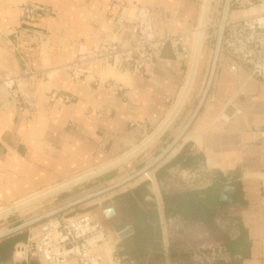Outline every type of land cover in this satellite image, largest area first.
Segmentation results:
<instances>
[{"label": "crops", "instance_id": "crops-1", "mask_svg": "<svg viewBox=\"0 0 264 264\" xmlns=\"http://www.w3.org/2000/svg\"><path fill=\"white\" fill-rule=\"evenodd\" d=\"M24 2L51 13L39 24L25 23L19 16ZM139 5L174 12L178 30L199 20L196 33L207 0H0V209L123 159L173 114L191 59L177 58L171 45L141 72L96 66L75 82L63 68L77 58V44H98L94 20L105 27L123 13L132 19ZM8 72L17 95L3 83ZM187 100L146 150L167 146L179 134L193 113ZM139 155L95 176L97 181H120L156 158L136 162ZM213 180L212 188L196 194ZM113 193L110 202L89 201L81 208L94 206L100 219L104 209L115 208V218L105 222L110 237L101 251L108 261L118 247L136 264H200L195 252L217 243L229 259L207 264H264V84L243 67L218 66L207 100L179 145ZM127 228L133 233L121 239Z\"/></svg>", "mask_w": 264, "mask_h": 264}, {"label": "built area", "instance_id": "built-area-1", "mask_svg": "<svg viewBox=\"0 0 264 264\" xmlns=\"http://www.w3.org/2000/svg\"><path fill=\"white\" fill-rule=\"evenodd\" d=\"M50 13L49 7L38 3L24 2L19 6L20 19L28 24H39ZM175 15L139 5L134 7L132 19L128 13H123L115 24L105 27L94 20L98 44L90 49L77 44V58L63 68L75 82L93 74L96 66L101 70L110 67L116 71L128 68L141 72L167 45L172 46L177 58L184 60L190 50L191 31L176 29ZM220 57L221 68L237 71L243 67L251 78L264 84V0H232ZM3 83L17 95L18 89L11 79L5 78ZM211 100L214 101V97ZM66 215L60 214L40 223L37 236L17 245L14 257L24 264L33 261L39 264H136L134 258L115 251L106 263L101 253L110 237L105 222L115 218L107 217L106 209L102 211V219L87 212ZM218 247V251L198 250L193 258L200 264L228 261L229 253L224 247Z\"/></svg>", "mask_w": 264, "mask_h": 264}, {"label": "rangeland", "instance_id": "rangeland-1", "mask_svg": "<svg viewBox=\"0 0 264 264\" xmlns=\"http://www.w3.org/2000/svg\"><path fill=\"white\" fill-rule=\"evenodd\" d=\"M223 4H224V0H212L210 11H209V18L205 22L206 27L205 28L203 27V22H202V24L199 27L200 31H198L200 34L197 35V32L194 33L195 35H194L193 50L195 48L194 44L196 43V40L198 39L200 41L201 36H202L203 44L201 42L202 51H201V58H199V71L197 70L198 74H197V76H195V79H196L195 85L193 83L194 86H192V88L193 87L194 88H193V90L191 88V91H190L191 95L189 93V96H188L189 99L187 98L188 99L187 100V103H188L187 106H189L190 103H192V106H193L189 109V111H188L189 113L193 112L194 107L196 106V103L198 102L199 98L201 97V94L204 90V87H205V84H206V81L208 78V74H209V70H210V66H211V62H212V58H213V53H214V49H215V45H216V39H217L218 29H219V25H220V17H221V13H222ZM201 7H202V3H200V8ZM198 23H199V20L193 27L187 28V29H185V31L195 32V29L197 28ZM187 60H188V57H186L183 61L186 62ZM219 61H220V59H219ZM221 61H222V57H221ZM218 66H219V63H218ZM150 138L148 140H150ZM165 146H166V144H162V145L160 144L158 147H153V148L151 147L148 150L145 149L146 151L143 150L145 152L142 151L143 153H141V155H139L140 153L138 154L139 157H137L138 159L136 160V162H139V161L141 162V159H143L145 156L148 157L147 161H150L151 159H153V157H156V155ZM153 151H154V153H152L151 154L152 156H150L149 154ZM136 156H134V157H136ZM134 157H132V158H134ZM109 174L110 173H108L107 176H109ZM195 174L197 175V173H195ZM118 178L106 180V182H103V183H99L100 180L97 181L98 178H96V177H92L90 179L79 181L78 183H76L72 187L61 190V191L57 192L56 194L51 195V196L33 204V205H31L28 208L12 212V213L8 214L7 216L1 218L0 219V232H3L7 229L15 227V226H17L23 222H26L30 219H33L39 215H42V214L47 213L49 211H52V210H54V209H56V208H58L64 204L71 202V201H74V200H76V199H78V198H80L86 194H90L92 192H96V191L101 190L105 187H108V186L116 183V181L118 182V180H119ZM196 178H198V177H196ZM57 188H59V187H57ZM52 190H54V189H52ZM50 191H48V192H50ZM42 193L46 194L47 192L45 191ZM113 194H115V193L110 192L109 195L106 194L102 197L94 199L95 201H90V202L91 203L92 202H99L101 204L107 203L108 201L110 202L111 199H108V198H112ZM24 203H26V202H24ZM91 203H89V204H91ZM84 206L85 205H82L81 207H79V206L75 207L74 209L67 211L65 213H62V214H67L66 216H73L76 213H86V212L89 214L90 213L93 214L92 209L94 208V206L86 207L85 209H81V208H84ZM13 207H16V206L12 205V206H9L7 208L0 209V213L2 211L7 212L10 208H13ZM38 230H39V224H37L31 228H28V229L22 231L21 233H18V234H24L26 238H25V241L19 242L17 245H19L21 243H26L28 238L36 237L38 234ZM118 233L119 232H117V234H115L116 238L118 237ZM18 234H16V235H18ZM137 239H138V237L136 238V241H137ZM17 245H16V247H17ZM132 246H133V248L138 247V245L134 246V244ZM218 246H219V244L215 243L212 245V249L215 251H218V248H219ZM16 247H15V250H16ZM15 250H14V253H13L11 260L6 262V263H1V264H24V263L19 262L14 257ZM202 250H204V249H202ZM117 252L119 254H122L121 252H123V251H121V249L117 247ZM107 262H108V260H106V263ZM212 262H215V260H212ZM31 264H39V263L36 261H33Z\"/></svg>", "mask_w": 264, "mask_h": 264}, {"label": "water", "instance_id": "water-1", "mask_svg": "<svg viewBox=\"0 0 264 264\" xmlns=\"http://www.w3.org/2000/svg\"><path fill=\"white\" fill-rule=\"evenodd\" d=\"M231 3H232V0H224L222 13H221V17H220V25H219L217 39H216V45H215V49H214V53H213V58H212L208 78H207L204 90L201 94V97L199 98L198 103H197L193 113L191 114L190 118L188 119V121L186 122L184 127L181 129L179 134L166 146V148L156 158H154L149 164H147L145 167H143L142 169H140L136 173H134V174H132V175L108 186V187H105V188L98 190L96 192H92L90 194L82 196V197H80L74 201L68 202V203H66V204H64V205H62V206H60V207H58L52 211H49V212L44 213L42 215H39L33 219H30L26 222L21 223L15 227H12V228L7 229L3 232H0V241L3 239H6V238L12 237L18 233H21L22 231H24L28 228H31L37 224H40L47 219H50L54 216L65 213L67 211H70V210L74 209L75 207H78V206H80L86 202H89L93 199L102 197L106 194H109L110 192H114V191L118 190L119 188H122V187L128 185L129 183H132L133 181H135L136 179H138L142 175H144L147 172L154 169L160 162L163 161L164 158H166L176 148V146L179 145L180 141L186 135L189 128L191 127V125L195 121L196 117L201 112V109H202L203 105L205 104L207 97L210 93V90L212 88L214 78H215V75H216V72L218 69L222 39H223V35H224V27H225V23H226L229 15H230V11H231ZM8 74H9V78L12 79L13 78L12 73L8 72ZM173 119L169 122L168 126L171 124ZM168 126L166 127V129L168 128ZM124 161H125V159L121 160L120 163H123ZM112 166L114 167V165H112ZM112 166L107 167V169H105V170L111 169ZM106 210H107V217L113 218L116 216V210L113 206L108 207ZM132 233H133V229L127 228V229H124L123 231H121L119 233V237L121 239H124L125 237L129 236Z\"/></svg>", "mask_w": 264, "mask_h": 264}, {"label": "bare ground", "instance_id": "bare-ground-1", "mask_svg": "<svg viewBox=\"0 0 264 264\" xmlns=\"http://www.w3.org/2000/svg\"><path fill=\"white\" fill-rule=\"evenodd\" d=\"M211 3H212V0H207V5L204 6V10H205V7H206V10L204 12V15H203V27L205 28L206 27V21L208 20L209 18V11H210V7H211ZM251 11H256V9H252ZM246 13V12H244ZM238 14V13H236ZM200 29H198L199 31ZM200 34L199 32H197V35ZM203 34V33H202ZM188 36V35H187ZM189 39H190V50H189V53H188V60L191 59V64H190V71H189V75H188V78H187V83L184 87V90H183V93H182V98L180 99L179 103L177 106H175V111L173 112V114L170 116V118L167 120V122L164 124V126L152 137L150 138V140H148V142H146L144 145H142L140 148H138L137 150H135L134 152H132L130 155H128L127 157H124L123 159H125L124 162H127L129 159H131L132 157L138 155L139 153H141L143 150H145L151 143H153L165 130H166V127L168 126L169 122L176 116L178 115V113L181 111L183 105L185 104L188 96H189V93L191 91V88L193 86V83L195 81V76L197 74V70L199 67V58H201V51H202V47H201V42H202V36L200 38V41L197 39L196 40V43L194 44V50H193V43H194V32L191 31L190 34H189ZM199 42V43H198ZM198 43V44H197ZM203 44V42H202ZM199 46V47H198ZM203 46V45H202ZM199 48V49H198ZM221 58V57H220ZM219 58V59H220ZM173 108V110H174ZM177 114V115H176ZM174 118V119H175ZM173 119V120H174ZM172 123V122H171ZM158 136V137H157ZM157 137V138H156ZM156 138V139H155ZM155 139V140H154ZM121 159V160H123ZM121 160H118L108 166H105L99 170H96L94 172H91L85 176H82L76 180H73L71 182H68L67 184H64L63 186L59 187V188H55L54 190H51L50 192H47L46 194H40V195H36L34 197H31L27 200H24L18 204H16L15 206L16 207H13V208H10L7 212H4L2 211L0 213V219L7 216L8 214L12 213V212H15V211H18V210H21V209H25V208H28L30 207L31 205L51 196V195H54L56 194L57 192L61 191V190H64V189H67V188H70L72 187L73 185H75L76 183H78L79 181H82V180H86V179H90L92 177H95L103 172H105L107 169V167H110L112 165H114V167L122 164L120 163ZM123 162V163H124ZM119 163V164H118ZM112 166V168H114ZM109 170V169H108ZM39 196V197H38ZM31 200V201H30ZM26 202V203H24ZM108 242V241H107ZM107 243H105L104 245H106ZM103 245V246H104ZM102 246V248H103ZM22 248V247H21ZM101 248V251L103 250Z\"/></svg>", "mask_w": 264, "mask_h": 264}, {"label": "trees", "instance_id": "trees-1", "mask_svg": "<svg viewBox=\"0 0 264 264\" xmlns=\"http://www.w3.org/2000/svg\"><path fill=\"white\" fill-rule=\"evenodd\" d=\"M185 149L186 148H184L182 150V152L180 153L181 155L184 154ZM180 154L178 156H180ZM215 183H216V181L213 180L211 182V184L208 185L206 188H204L202 190H197L196 191V194H202V193H204L209 188H212L215 185ZM165 200H167V203H166V216L167 217H171V216L174 215V213L171 212V208H170V206H168V198L165 199ZM200 201H203V200L200 198ZM25 238L26 237H25L24 234H18V235H15V236H12V237H9V238H6V239H3V240L0 241V264L1 263H6V262H8V261L11 260L16 245L19 242L25 241ZM220 263L217 262L216 264H220Z\"/></svg>", "mask_w": 264, "mask_h": 264}]
</instances>
